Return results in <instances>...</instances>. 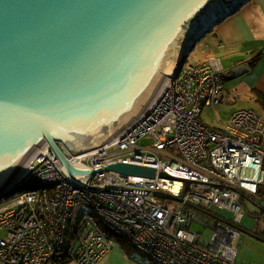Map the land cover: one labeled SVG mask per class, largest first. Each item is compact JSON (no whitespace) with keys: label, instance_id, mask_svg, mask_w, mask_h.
Segmentation results:
<instances>
[{"label":"built area","instance_id":"obj_1","mask_svg":"<svg viewBox=\"0 0 264 264\" xmlns=\"http://www.w3.org/2000/svg\"><path fill=\"white\" fill-rule=\"evenodd\" d=\"M185 63L116 141L70 158L100 167L86 187L65 179L46 146L37 151L7 192L28 194L0 207V264H96L113 245L103 227L151 264H240L242 200L257 201L264 187V115L238 109L207 126L199 115L223 101L224 74L210 62ZM143 139L151 143L139 147ZM119 162L153 168L155 176L104 171ZM200 228L212 230L206 246Z\"/></svg>","mask_w":264,"mask_h":264},{"label":"water","instance_id":"obj_2","mask_svg":"<svg viewBox=\"0 0 264 264\" xmlns=\"http://www.w3.org/2000/svg\"><path fill=\"white\" fill-rule=\"evenodd\" d=\"M247 1L0 0V198L45 146L65 179L86 187L100 167L70 158L111 144L196 43ZM104 171L155 176L123 162Z\"/></svg>","mask_w":264,"mask_h":264},{"label":"crops","instance_id":"obj_3","mask_svg":"<svg viewBox=\"0 0 264 264\" xmlns=\"http://www.w3.org/2000/svg\"><path fill=\"white\" fill-rule=\"evenodd\" d=\"M217 25L219 28L212 36L213 39L205 46L204 54L207 59L203 62L212 63L224 74V91L235 92L238 85H242L246 93L253 95V91L256 90L264 95V0H248ZM230 82L233 83L229 88L226 85ZM261 188L263 187L259 190ZM260 238L255 237L264 243L262 240L264 237ZM245 242L244 237L237 242L238 253L244 249ZM247 242L252 244L253 241L248 239ZM238 253V263H253L248 257L238 259ZM96 264H147V262L126 242L113 240L112 249Z\"/></svg>","mask_w":264,"mask_h":264},{"label":"rangeland","instance_id":"obj_4","mask_svg":"<svg viewBox=\"0 0 264 264\" xmlns=\"http://www.w3.org/2000/svg\"><path fill=\"white\" fill-rule=\"evenodd\" d=\"M218 28L219 25H215L210 32L206 33L196 43L194 49L188 55L185 65H189L192 63H202L204 60L207 59V57L204 54L205 46L213 39L212 36L216 33ZM232 83L233 82H230L226 86L229 87ZM223 85H224V80H222V86ZM238 109H253L264 115V110L262 109L260 103H258L254 99L253 95L246 93L242 85L240 86L238 85L235 92L232 91L228 92L227 90L224 91V100L220 103L219 106L214 107V112L210 107L204 106L199 115V119L207 126L215 127L217 126L216 117L220 121H225L226 119L229 118V116L233 111ZM150 143H151L150 140L143 139L139 141L138 146L144 147L146 145H149ZM172 152H173L172 150L168 151V153L170 154H172ZM158 158L163 161L166 160L173 161L171 157L164 156L161 154H158ZM28 190L29 189H18L13 193H5L3 195V198L0 199V207L10 204L11 202L18 199L20 196L27 195L29 192ZM257 197H258L257 201H253L247 198L242 200L241 206L244 213V217L241 220L239 229L241 232V237L246 238V242L244 245V249H241L238 253V259L248 257L251 261H253L252 264H264V243L255 239L256 236L264 237V187L259 190ZM220 214L226 217L230 216L228 212H220ZM103 228L110 235L112 240L126 242L125 240L116 236L107 228L105 227ZM197 231L201 233L199 238L200 245L206 246L208 244L212 230L207 228H200L197 229ZM248 239H252L253 241L252 244L247 242ZM135 253L138 255L136 251ZM146 262L147 264H151L148 261Z\"/></svg>","mask_w":264,"mask_h":264},{"label":"bare ground","instance_id":"obj_5","mask_svg":"<svg viewBox=\"0 0 264 264\" xmlns=\"http://www.w3.org/2000/svg\"><path fill=\"white\" fill-rule=\"evenodd\" d=\"M194 49V48H193ZM192 49V50H193ZM169 79H171L170 77H169ZM168 78H166L165 80H163L162 82H161V84H160V87H159V89H158V92H157V94H156V96H155V98L153 99V101L151 102V104L148 106V108L147 109H145L143 112H142V114L139 116V118L145 113V112H147L150 108H151V106L153 105V103H154V101L161 95V93H162V91L164 90V88L166 87V83H167V81L169 80ZM139 118L136 120V119H134V121L132 122V124L130 125V126H132L134 123H136V122H138V120H139ZM129 126V127H130ZM129 127H126L122 132H118V134L114 137V138H112V140H111V142L110 143H112V142H114V141H116L117 139H118V137H120ZM43 148L41 147V148H39V149H37V150H39V151H41ZM34 150H35V148H34ZM34 150L31 152V154L23 161V163L19 166V168L16 170V172L12 175V177L9 179V181L3 186V187H10V186H12L18 179H22V178H24L25 177V171H26V169L28 168V167H30L32 164H33V162L36 160V158H38V152L35 150V152H34ZM57 160V159H56ZM36 162V161H35ZM57 168H61L60 167V165L58 164L57 166H56ZM176 186H177V184H176ZM2 187V188H3Z\"/></svg>","mask_w":264,"mask_h":264},{"label":"trees","instance_id":"obj_6","mask_svg":"<svg viewBox=\"0 0 264 264\" xmlns=\"http://www.w3.org/2000/svg\"><path fill=\"white\" fill-rule=\"evenodd\" d=\"M253 95H254V99L260 103L262 109L264 110V95L262 93H260L259 91H256L254 90L253 91ZM260 237H263V236H258V238ZM261 239V238H260ZM264 241V238L262 239ZM59 262H62V263H65V262H73V261H69V260H64V261H58V262H55V264L59 263Z\"/></svg>","mask_w":264,"mask_h":264}]
</instances>
